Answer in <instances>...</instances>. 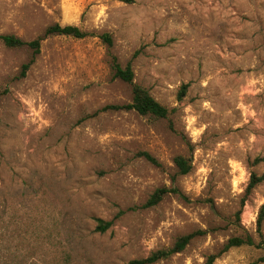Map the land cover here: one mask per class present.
Wrapping results in <instances>:
<instances>
[{
	"label": "rangeland",
	"instance_id": "374dc122",
	"mask_svg": "<svg viewBox=\"0 0 264 264\" xmlns=\"http://www.w3.org/2000/svg\"><path fill=\"white\" fill-rule=\"evenodd\" d=\"M54 24L95 36H49L36 56L0 40V264H126L190 233L156 264H210L247 234L255 245L211 264L263 258L264 181L247 187L264 174V0H0V35L30 42ZM112 55L167 118L101 111L132 100ZM163 187L180 194L143 208Z\"/></svg>",
	"mask_w": 264,
	"mask_h": 264
},
{
	"label": "trees",
	"instance_id": "16d2710c",
	"mask_svg": "<svg viewBox=\"0 0 264 264\" xmlns=\"http://www.w3.org/2000/svg\"><path fill=\"white\" fill-rule=\"evenodd\" d=\"M49 36H66L74 39H84L90 36H95L94 33H89L83 31L79 27L73 25L61 26L59 24H54L49 26L42 36H39L33 41L27 42L17 37L13 34H3L0 35V40L2 43L8 48H23L28 47L32 50L34 56L40 53L42 42ZM103 43L108 46H112L113 39L112 36L108 33H103L98 36ZM35 57L32 60L22 66V70L20 72V77H25L27 72L29 71L31 65L34 63ZM111 70L114 78L119 79L127 84L131 85L132 88V100L130 103L123 105H110L104 107L101 111H134L142 116H152L158 119L167 118L170 115V110L159 103L150 93V91L134 82L135 72L133 70L132 61L128 62L125 66L121 65L118 61L117 57L111 56ZM187 89V85H184L179 93V99L185 95ZM143 155L148 161L153 163L154 165L160 166L159 162L152 157L148 153H143ZM174 163L178 169L179 175H186L190 173L192 169V161L189 158H185L183 156H178L175 158ZM264 181V174L257 175L252 173L250 182L247 187V193L249 194L257 185ZM180 194L179 190L176 188H159L149 197L147 202L142 206L143 208L154 207L159 204L166 195L168 194ZM97 230L99 232H106L111 226L112 221H103L98 220ZM264 224V204L261 206L260 211L257 217V230L261 233L262 227ZM197 235V233H190L184 236H181L176 240L174 245L168 249L158 250L156 252L151 253L149 256L134 259L129 261L126 264H156L162 260L169 259L173 255L182 253L187 246L190 244L191 240ZM253 246L255 245V241L253 237L247 234L245 237H233L228 240L224 248L220 251L219 254L213 255L210 257V264L222 253L227 252L231 248L241 247V246ZM264 257L259 259L256 262H252L251 264H257L258 262H263Z\"/></svg>",
	"mask_w": 264,
	"mask_h": 264
}]
</instances>
